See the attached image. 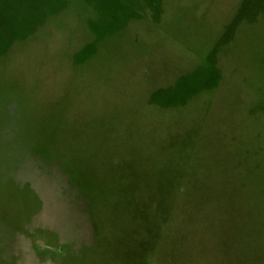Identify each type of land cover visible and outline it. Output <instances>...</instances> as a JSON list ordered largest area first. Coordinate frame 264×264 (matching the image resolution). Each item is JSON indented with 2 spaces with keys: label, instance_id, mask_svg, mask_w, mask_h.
<instances>
[{
  "label": "rangeland",
  "instance_id": "obj_1",
  "mask_svg": "<svg viewBox=\"0 0 264 264\" xmlns=\"http://www.w3.org/2000/svg\"><path fill=\"white\" fill-rule=\"evenodd\" d=\"M8 1L0 264H264V0Z\"/></svg>",
  "mask_w": 264,
  "mask_h": 264
},
{
  "label": "trees",
  "instance_id": "obj_2",
  "mask_svg": "<svg viewBox=\"0 0 264 264\" xmlns=\"http://www.w3.org/2000/svg\"><path fill=\"white\" fill-rule=\"evenodd\" d=\"M5 1H8V0H5ZM9 2V1H8ZM10 3V2H9ZM11 5V4H10ZM2 9H6L5 7H3L1 4H0V10H2ZM152 87L154 86V85H151ZM139 101H140V99H139Z\"/></svg>",
  "mask_w": 264,
  "mask_h": 264
}]
</instances>
